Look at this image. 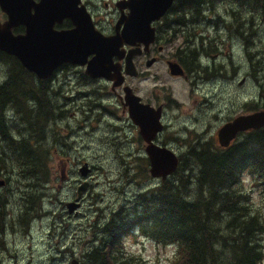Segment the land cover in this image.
Returning a JSON list of instances; mask_svg holds the SVG:
<instances>
[{
    "label": "rangeland",
    "instance_id": "1",
    "mask_svg": "<svg viewBox=\"0 0 264 264\" xmlns=\"http://www.w3.org/2000/svg\"><path fill=\"white\" fill-rule=\"evenodd\" d=\"M117 1L85 0L98 15L106 33L114 32L120 15ZM6 18V13L0 8V21ZM168 22L173 23L171 28L167 27ZM156 26L160 41L155 46V53L162 55L163 61L150 68L146 66V60L137 61L142 71L147 70L146 74L140 78L126 76V84L137 90L145 101L156 107L164 106L162 122L166 127L157 142L174 150L181 159L177 171L165 182L185 175L192 180L200 175L195 165L198 155L195 158L194 155L200 153L202 147L184 138L202 132L212 138L214 134L216 139L210 142L204 153L223 151L217 140V130L238 115L264 109V0L176 2ZM246 30L253 31L252 36L247 37L252 41L261 38L257 40L261 58L255 62V70L248 66L250 73L239 74L247 78L244 84H239V78L233 90L221 85L217 87L218 84L208 87L210 83L201 81L198 76L199 83H204V88L198 90L193 82L170 74L166 60L178 50L203 49L198 58L209 63L213 73L220 68H232L235 53L243 50L247 56L246 45L240 38L242 31ZM161 45L164 50L160 53L158 48ZM6 61L0 59V77L4 78L0 87L8 74L4 65ZM209 76L210 71L202 74L201 78L207 80ZM22 78H25L27 88L34 87L50 103L46 105L43 102L42 108L32 109L28 90L22 91L19 97L10 93L11 99L2 100L1 109H5L0 114L8 122L10 133H0V148L11 151L9 157L16 160L12 152L14 145L22 152L21 144L28 142L29 146H34L40 135L47 157L44 169L35 181L30 175L19 177L7 162L0 164L3 173L0 181H4L0 185V264H71L73 258L81 264H93L90 253L96 244L94 230L99 228L97 239L100 240L101 227L111 218H115L114 226L109 230L118 227L121 219L129 224L106 245L107 254L114 261L128 260L129 257L134 264H183L185 255L181 254L177 243L160 244L139 231L150 216L151 198L160 194L162 180L150 174L147 143L139 128L132 124L128 109L124 110L123 88L113 90L110 80L93 79L85 73V67L73 64H67L50 82L29 73L22 74ZM213 94L216 104L210 107L209 96ZM216 105L220 108L219 113H216ZM111 106L116 108L113 115L123 123L116 133L111 131V122L108 126L102 123L103 111H109ZM88 108L91 111L86 113ZM25 123L33 128L31 136L34 137L17 139L19 136L15 133L23 129ZM251 138L248 133L240 134L233 146ZM189 144L192 145L186 146ZM252 147L257 149L252 145L248 150ZM240 148H246V145ZM36 157L34 155L33 159ZM248 159L249 153L245 161ZM206 160L214 169L211 160ZM85 164L91 169L86 177L80 172ZM206 174L214 175L213 171ZM86 180L90 186L81 197V207L77 213H71L67 204L76 201L78 188ZM41 181L44 186L40 189L46 196L32 203L28 209L26 199L34 192H25L29 189L28 182ZM221 184L228 194H235L234 205L242 214L259 217L262 229L256 234V239L260 242L258 250L263 255L262 260L254 264H264V167L246 163L236 178L227 182L222 179ZM219 205L210 206L213 214H200L201 223L206 224V232L202 233L204 237L213 234L209 231L208 221L216 215L231 225L237 223L236 220L231 222L234 218L231 213L221 214ZM200 244H207V241L202 240ZM210 245L217 254V261L209 257L208 264H236L237 260L232 258L233 248L224 246V243L221 246L211 242Z\"/></svg>",
    "mask_w": 264,
    "mask_h": 264
},
{
    "label": "water",
    "instance_id": "2",
    "mask_svg": "<svg viewBox=\"0 0 264 264\" xmlns=\"http://www.w3.org/2000/svg\"><path fill=\"white\" fill-rule=\"evenodd\" d=\"M175 0H120L117 5L121 16L116 24V33L104 35L93 24L91 15L82 0H0L1 9L8 19L0 22V50L16 57L22 65L40 78L52 76L61 65L71 63L86 67L85 72L93 78L104 77L114 81L113 88L123 85L125 75L137 76L134 57L148 51L156 40V27L152 26L169 10ZM129 8L130 12L125 13ZM70 18L74 27L69 30H55L57 22ZM25 26L24 33L15 34L14 29ZM132 47L126 51L124 45ZM92 55V58L89 57ZM125 58V72L120 62ZM156 58L147 61L151 66ZM172 75H184L183 68L169 62ZM125 106L131 105L132 117L140 127V133L148 143L146 152L150 158V173L153 177L166 180L178 168L177 154L154 142L157 134L163 131L161 122L163 107L155 108L141 102V97L133 89L125 86ZM264 127V110L248 115H240L225 123L218 130L220 144L231 145L240 132L258 130ZM83 176L91 169L87 164L80 168ZM4 181H0L3 185ZM89 182L78 188L76 201L68 203L69 211L75 212ZM72 264H80L77 259Z\"/></svg>",
    "mask_w": 264,
    "mask_h": 264
},
{
    "label": "trees",
    "instance_id": "3",
    "mask_svg": "<svg viewBox=\"0 0 264 264\" xmlns=\"http://www.w3.org/2000/svg\"><path fill=\"white\" fill-rule=\"evenodd\" d=\"M194 1L198 0H179V2L185 3H192ZM257 49L256 41L251 40L249 43V59L253 63L252 67L254 70L256 68L255 62L257 61V55H259ZM0 59L12 60V64H15L16 61L21 65L14 56L2 51H0ZM22 69L23 73H29L23 66ZM22 90L23 88H20L14 80H8L0 87V92H2L0 102L11 99L12 96L10 93L19 97ZM43 102L47 103L46 105L50 103L48 99H45L44 96L39 94L36 103L38 108H42ZM2 107L0 105V113L5 109H1ZM32 130L33 128L31 126L27 127V133L23 137L19 135V138L34 137L30 134ZM0 133H10L8 122L1 118V114ZM243 133L252 135V138L242 143L257 146V154L253 155L254 152H248L249 159L245 164H250L253 167H257V165L264 167V127L259 130ZM41 144V136L38 135L34 146H29L28 142L25 143L26 146L24 143L20 145L24 149L22 152L14 145L12 152H14L16 160L12 158L10 166L12 167V171L18 173L19 177L30 175L34 181L38 178L44 169L47 157V150ZM39 147L41 148L39 149ZM239 148L236 146L226 151L222 156L224 160L220 162L221 158H218L217 166L214 169L211 168L206 158H201L205 170L202 172L204 175L203 178L198 183L194 179H188L187 175L176 180L162 181L160 183L159 196L157 198H151L152 205L148 211L150 216L144 220L139 231H142L144 234L147 233L149 237L155 238L154 240L160 244L177 243L180 246L181 254L185 255L183 264H208L209 257L217 261V254L212 249L211 242L212 244L221 246L224 243V246L233 248L232 258L237 260L236 264H254L262 260L263 254L258 250L260 242L256 239V234L262 229L259 217L257 215L242 214L234 205L233 200L235 194H228V190L221 186V180L223 179L225 181L230 175L229 168L234 165L236 157L242 156L244 150L239 151ZM38 150L41 151L38 152ZM245 150L247 149L245 148ZM8 153L10 152L0 148V164L7 162L10 158ZM34 155L37 156L35 159H33ZM218 165L223 169L218 167ZM208 171H213L214 175H207L206 172ZM0 175L3 176L1 168ZM42 184L43 181L39 182L38 185L37 182H28L29 189L25 190V192L29 193V191H34L28 194V197L32 198L31 204L44 196L40 189ZM195 185L199 187L198 191H196ZM36 186L39 187L38 190H34ZM227 195H231L233 199L231 200V197ZM209 199L211 200L209 201ZM218 203L220 204L218 210L221 211V214L231 213L234 217L231 222L234 223L236 220L237 223L231 225L216 215V217H213L214 219L208 221L209 231H212L213 234H210V236L205 235L204 237L202 233L206 232V224L201 223L199 219L200 214H211L210 206L214 205L215 207ZM36 209L38 208L36 207ZM114 219H108L101 228V241L97 239V233H95L98 228L94 230V241H96L97 246L93 247L94 250L90 253L93 264H134L129 257L125 261H114L107 254L106 245L115 237H118L121 234V230L127 228L129 225L127 222L123 223L121 219L118 222V227L115 226L113 230H109L114 226ZM202 240L207 241V244L201 245L200 241Z\"/></svg>",
    "mask_w": 264,
    "mask_h": 264
},
{
    "label": "flooded vegetation",
    "instance_id": "4",
    "mask_svg": "<svg viewBox=\"0 0 264 264\" xmlns=\"http://www.w3.org/2000/svg\"><path fill=\"white\" fill-rule=\"evenodd\" d=\"M82 2H83V4L87 7V10L89 11V13H90V15H91V17H92V20H93V23H94V26L97 28V29H99L100 31H102L103 33H105V34H107V35H110V34H112L113 32H111V33H106V32H104V30L102 29V27H101V25H100V23H99V20H98V15L96 14V13H94V11H93V9H91L87 4H86V2H85V0H82ZM116 6H117V3H116ZM118 7V6H117ZM119 8V7H118ZM119 10H120V8H119ZM120 15H121V10H120ZM120 15H119V17H120ZM118 17V18H119ZM118 20V19H117ZM159 21H157L156 23H158ZM156 23H155V25H156ZM257 25V24H256ZM73 27V22H72V20L70 19V18H64L63 19V21H61V22H57L56 24H55V26H54V29L55 30H69V29H71ZM115 27V26H114ZM156 28H157V39H156V41H155V43H153L152 45H151V47H150V49L148 50V51H143V53L141 54V55H139V56H137L136 58H135V64H136V66H137V68H138V71H139V74H138V76H136L135 78H140V77H142L143 75H145L146 74V71L147 70H141L140 69V67L138 66V64H137V61L140 63V62H143L144 60H146V62H147V60H149V59H151V58H156V61H155V63H158V62H161V61H163V57H162V55H160V54H156L155 53V46L157 45V43H158V41H160V39L158 38V27L156 26ZM259 28H260V25H258V27L256 28V29H258L257 30V33H258V31H259ZM14 31L16 32V33H24L25 31H26V28H25V26H19V27H17V28H15L14 29ZM251 32H253V31H251ZM251 32H249L248 30H246V31H242V33H241V35H240V38H241V40H243V42L245 43V45H246V47H245V52H246V54H247V51H248V46H249V44H248V38L247 37H250V36H252V33ZM258 37H259V35H258ZM247 40V41H246ZM257 40H261V38H259V39H256L255 41H256V46H257V48H258V46H259V44H258V42H257ZM127 48H129V47H127ZM259 49V48H258ZM158 50H159V52L161 53L164 49H163V46L161 45V46H159V48H158ZM204 50L203 49H189V50H178V51H176V53L175 54H170L169 55V58L166 60V62L168 63L169 61H171V62H173V63H177V64H179L182 68H183V70L185 71V74L183 75V76H175V75H172L173 77H182V78H184L185 80H188V81H191V82H193L194 83V85H195V88H198V90H201V89H203L204 88V83H199V80H198V76L200 77V80L201 81H203V82H208V83H210L209 85H208V87H212L213 85H216L217 86V84H218V86L217 87H219V85H221L222 87H229L231 90H233V88H234V84L235 83H237V80L240 78L241 80H240V82H239V84H244L245 82H246V80H247V78L245 77V76H241V75H238V74H240V73H242V74H248V73H250L251 72V69H249L248 71H246L247 69H248V67L247 66H249V67H251L252 65H253V63L251 62V60L249 59V58H246L247 56H245L244 55V53H242V51H239L238 53H235L236 54V56L234 57V65H233V67L232 68H230V69H221L220 68V70H217V71H221V72H214L213 73V68H209V63H205L204 62V60H202L201 58L199 59L198 58V56H200V54H199V52H203ZM260 55H261V51L259 50V55H257V61L260 59ZM208 58H210V55L208 56ZM138 59V60H137ZM239 59H240V61H239ZM247 59H248V62H247ZM211 61V60H210ZM213 61V60H212ZM236 61V62H235ZM7 62H9V61H6L5 63H4V65H6L7 66V69L9 70L8 71V73L9 74H11V75H9V74H7L8 76L6 77V80L8 81V80H14L18 85H19V87L20 88H23V90L22 91H25V90H28L29 92V95H30V101H31V108L32 109H37L38 107V105L36 104L37 103V101H38V97H39V91H37V89H35L34 87H32V86H30V87H26V86H28L27 85V82H26V80H24L25 78H22V74H24L23 73V69H22V66L18 63V62H16L15 61V64H8ZM242 62H244L245 64L247 63V65L245 66V64L243 63L242 64ZM240 63V64H239ZM12 65V66H11ZM168 65V64H167ZM223 65V64H222ZM237 65V66H236ZM240 65V66H239ZM245 67H244V66ZM67 65H62V66H60L55 72H61V71H63L65 68L64 67H66ZM243 66V67H242ZM148 68H150V67H148ZM245 68V69H244ZM25 69V68H24ZM169 69V68H168ZM26 70V69H25ZM224 70V71H223ZM229 70V71H228ZM27 71V70H26ZM202 71V72H201ZM210 71V76H209V78H208V80H203L202 78H201V75L202 74H204V73H207V72H209ZM241 71V72H240ZM27 72H29V71H27ZM31 75H35L34 73H31V72H29ZM200 73H201V75H200ZM238 73V74H237ZM13 75H14V78H13ZM20 76V77H19ZM36 76V75H35ZM53 76L55 77L56 76V74H53ZM9 77V78H8ZM37 77V76H36ZM53 77V78H54ZM213 77V78H212ZM38 78V77H37ZM20 80V81H19ZM52 79H50V80H45V81H51ZM211 80V81H210ZM7 81H5V83L7 82ZM19 81V82H18ZM258 81V80H257ZM214 82H215V84H214ZM4 83V84H5ZM23 83V84H22ZM199 83V84H198ZM213 84V85H212ZM200 85V86H199ZM226 85V86H225ZM203 87V88H202ZM134 89V88H133ZM225 89V88H224ZM134 91L137 93V90H135L134 89ZM214 96H215V94H213V95H211V96H209V100H210V102L212 103V105H210V107L211 106H215L214 104H216V98L214 99ZM36 99V100H35ZM120 99H122V97L120 96ZM143 99V98H142ZM143 101L145 102V103H150V102H147V101H145L144 99H143ZM104 105H106V103H104ZM162 105V104H161ZM34 107V108H33ZM163 107V106H162ZM164 108V107H163ZM115 110H116V108L114 107V106H111V107H109V111L108 110H106V111H103V113H102V123L105 125V126H108V124H109V122H111V124H112V128H111V131L112 132H114V133H116V132H118V127L121 125V124H123L122 122H120L119 123V120H118V118L116 117V116H114L113 115V112H115ZM219 110L220 109H218L217 110V112L216 113H219ZM261 110H264V109H261ZM91 111V108H88V109H86L85 110V112L86 113H89ZM129 111H130V119H131V121H132V124L134 125V127L135 128H138L137 127V125H136V123H135V121H134V119H133V117L131 116L132 115V108H131V105L129 106ZM215 111V110H214ZM258 111H260V110H258ZM254 112H256V111H254ZM254 112H252V113H254ZM249 114H251V113H249ZM245 115H248V114H245ZM109 119L111 120V121H109ZM230 121V120H229ZM126 125V127H128L129 125L128 124H125ZM30 125H28V124H26L25 123V126H24V128L23 129H21V130H19L18 132H16L15 134L16 135H20V136H24L26 133H27V131H26V128L27 127H29ZM165 127H166V125H165ZM109 130V129H108ZM218 131V130H217ZM216 136H217V140H218V142H219V146L223 149V151H218V150H215L214 152H212V153H204V152H206V150L210 147V142L211 141H214L216 138H215V135L213 134V136H212V138H210V136H208L205 132H202V133H197V134H194V135H192V134H190L189 136H187L186 138H184V140H186V139H188V140H190V141H193L192 142V144L193 143H198V144H200L201 145V147H202V151L200 152V153H198V154H195L194 155V158H195V156H197V158H196V160H197V162L195 161V165H196V167L201 171V172H203L204 170H205V167L203 166V163L201 162V158H207V159H209V160H211V163L213 164V165H215V166H217V163H218V158H221V161L220 162H222L224 159L222 158V156H223V154L226 152V151H228V150H230V149H232V148H234V147H236V146H238V147H242V146H244V145H246V149L247 150H245V148H239V151H241V150H244L243 151V153H242V156H237L236 157V159H235V161H234V165L233 166H230V168H229V176H228V178L225 180V182H227V181H230L233 177H236L237 176V174L239 173V172H241L242 170H244V166H245V164H244V162H246L245 161V157H246V155H247V153L248 152H256L257 151V149H254V147H252L250 150H248V147H250V146H252V145H247L246 143H240V144H238V145H236V146H233V143L235 142V141H233V143L231 144V145H229V146H224V145H222V144H220V141H219V137H218V134H217V132H216ZM240 136V135H239ZM238 136V137H239ZM237 137V138H238ZM236 138V139H237ZM116 139H118V138H116ZM235 139V140H236ZM158 143H160V142H158ZM160 144H164V143H160ZM192 144H189V145H186V146H188V147H190V145H192ZM166 145V144H165ZM169 145V144H168ZM241 157V158H240ZM243 163V164H242ZM239 166H238V165ZM218 167H220L219 165H218ZM242 169H241V168ZM221 169H223L222 167H220ZM220 169V170H221ZM200 171H197V172H199V176H195V177H193V179H194V181L196 182V183H198V181L201 179V178H203V173H201ZM162 182V181H161ZM221 186H222V184H221ZM223 187V186H222ZM195 188H196V191H198L199 190V187L197 186V185H195ZM204 194H206L205 192H204Z\"/></svg>",
    "mask_w": 264,
    "mask_h": 264
},
{
    "label": "bare ground",
    "instance_id": "5",
    "mask_svg": "<svg viewBox=\"0 0 264 264\" xmlns=\"http://www.w3.org/2000/svg\"><path fill=\"white\" fill-rule=\"evenodd\" d=\"M185 25H186V24H185ZM206 38H207V37H206ZM246 41H247V40H246ZM250 41H251V39L248 38V44L250 43ZM248 54H249V46H248V51H247V57H248ZM7 61H9V62H7L8 64H12V60H7ZM239 61H240V59H239ZM235 62H236V61H235ZM243 63H244V62H242V64H243ZM239 64H240V63H239ZM244 64H245V63H244ZM217 65H218V64H217ZM223 65H224V64H223ZM233 65H234V64H233ZM246 65H247V63L245 64V66H246ZM5 66H6V65H5ZM11 66H12V65H11ZM236 66H237V65H236ZM239 66H240V65H239ZM243 66H244V65H243ZM243 66H242V67H243ZM245 66H244V67H245ZM6 67H7V66H6ZM222 67H223V66H222ZM247 67H248V66H247ZM218 69H219V68H218ZM244 69H245V68H244ZM8 71H9V70H8ZM223 71H224V70H223ZM228 71H229V70H228ZM246 71H247V70H246ZM201 72H202V71H201ZM216 72H221V71H216ZM240 72H241V71H240ZM8 74H9V73H8ZM237 74H238V73H237ZM240 74H242V73H240ZM9 75H11V74H9ZM238 75H239V74H238ZM7 76H8V75H7ZM7 76H6V77H7ZM19 77H20V76H19ZM8 78H9V77H8ZM13 78H14V75H13ZM212 78H213V77H212ZM24 80H25V79H24ZM207 80H208V79H207ZM6 81H7V80H6ZM19 81H20V80H19ZM19 81H18V82H19ZM210 81H211V80H210ZM247 82H248V81H247ZM22 84H23V83H22ZM198 84H199V83H198ZM214 84H215V82H214ZM235 84H236V83H235ZM235 84H234V85H235ZM249 84H250V83H249ZM212 85H213V84H212ZM199 86H200V85H199ZM243 86H244V85H243ZM202 88H203V87H202ZM206 91H207V90H206ZM38 93H39V92H38ZM39 94H40V93H39ZM215 97H216V96H215ZM45 99H46V98H45ZM95 99H96V98H95ZM35 100H36V99H35ZM99 101H100V100H99ZM98 104H99V103H98ZM214 105H215V104H214ZM218 106H219V105H218ZM21 107H22V106H21ZM37 107H38V106H37ZM211 107H212V106H211ZM33 108H34V107H33ZM215 108H218L217 105H216ZM37 109H39V108H37ZM218 109H220V108H218ZM215 116H216V115H215ZM209 122H210V121H209ZM210 124H211V123H210ZM213 127H214V126H213ZM211 128H212V127H211ZM32 132H33V130H32ZM30 134H31V133H30ZM241 137H242V136H241ZM243 138H244V137H243ZM38 139H39V138H38ZM8 142H9V141H8ZM24 142H25V141H24ZM25 143H26V142H25ZM39 145H40V144H39ZM41 145H42V144H41ZM25 146H26V145H25ZM41 147H42V146H41ZM41 147H39V149H40ZM37 149H38V148H37ZM39 151H41V150H38V152H39ZM10 152H11V151H10ZM186 154H187V153H186ZM43 157H44V156H43ZM43 157H42V158H43ZM240 158H241V157H240ZM182 159H183V158H182ZM11 161H12V159L9 158V159L7 160V163L10 164ZM8 164H7V165H8ZM242 164H243V163H242ZM244 164H245V162H244ZM237 165H238V164H237ZM8 166H9V165H8ZM238 166H239V165H238ZM244 167H245V166H244ZM240 168H241V167H240ZM241 169H242V168H241ZM163 181H165V180H163ZM37 185H38V183H37ZM42 186H44V184H42ZM38 189H39L38 186H36V187L34 188V190H38ZM45 196H46V195L44 194V196H42L41 198H44ZM25 197H27V196H25ZM23 199H24V197H23ZM21 200H22V198H21ZM21 200H20V201H21ZM26 200H27V203H28V204H26V205H27V208H28V209H31V208H29V207H30V205H31L32 198H29V197H28ZM26 200H23V201H26ZM21 202H22V201H21ZM12 203H13V202H12ZM17 203L19 204V202H17ZM21 204H22V203H21ZM23 204H24V203H23ZM9 205H10V204H9ZM21 206H22V205H21ZM35 206H36V205H35ZM5 208H6V207H5ZM12 208H13V207H12ZM15 208H16V207H15ZM27 208H26V209H27ZM2 209H3V208H2ZM26 209H25V210H26ZM3 210H4V209H3ZM11 210H12V209H11ZM32 210H33V209H32ZM12 211H13V210H12ZM12 211H11V212H12ZM15 211H16V210H15ZM15 211H14V212H15ZM11 212H10V213H11ZM12 213H13V212H12ZM12 213H11V214H12ZM17 213H18V212H17ZM27 213H28V212H27ZM30 213H31V212H30ZM14 214H15V213H14ZM18 214H19V213H18ZM23 214H24V213H23ZM31 214H32V213H31ZM24 215H25V214H24ZM17 216H18V215H17ZM19 216H20V215H19ZM32 216H33V215H32ZM32 216H30V218H31ZM20 218H21V217H20ZM27 219H28V218H27ZM32 221H33V220H32ZM99 225H100V224H99ZM100 226H101V225H100ZM101 228H102V227H101ZM98 229H99V228H98ZM98 229H97V231H98ZM30 230H31V227H30ZM95 230H96V228H95ZM97 231H96L95 233H97ZM101 240H102V232H100V241H101ZM94 242L96 243V241H94ZM96 246H97V243H96L93 247H96Z\"/></svg>",
    "mask_w": 264,
    "mask_h": 264
},
{
    "label": "clouds",
    "instance_id": "6",
    "mask_svg": "<svg viewBox=\"0 0 264 264\" xmlns=\"http://www.w3.org/2000/svg\"><path fill=\"white\" fill-rule=\"evenodd\" d=\"M3 80H4V78L3 77H0V83H3ZM8 115H11V112H9ZM16 138L18 139L19 137H16Z\"/></svg>",
    "mask_w": 264,
    "mask_h": 264
}]
</instances>
